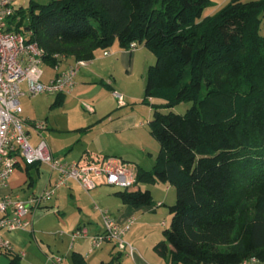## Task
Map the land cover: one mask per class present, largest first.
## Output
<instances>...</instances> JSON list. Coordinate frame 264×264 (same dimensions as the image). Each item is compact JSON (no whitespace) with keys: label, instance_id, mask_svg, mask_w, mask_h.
<instances>
[{"label":"trees","instance_id":"obj_1","mask_svg":"<svg viewBox=\"0 0 264 264\" xmlns=\"http://www.w3.org/2000/svg\"><path fill=\"white\" fill-rule=\"evenodd\" d=\"M212 0H30L10 22L45 50L55 67L65 57L92 60L99 48L132 42L156 56L144 101L160 149L137 187L117 191L135 207L154 203L142 183L176 188L172 219L154 250L169 264H264V0H231L205 15ZM59 94L52 106L60 105ZM191 102L185 113L165 112ZM37 163L27 164L28 169ZM162 205V204H161ZM0 251H2L0 249ZM8 264H22L4 250ZM122 252L100 264H121ZM74 264H91L80 252Z\"/></svg>","mask_w":264,"mask_h":264},{"label":"crops","instance_id":"obj_2","mask_svg":"<svg viewBox=\"0 0 264 264\" xmlns=\"http://www.w3.org/2000/svg\"><path fill=\"white\" fill-rule=\"evenodd\" d=\"M228 2L229 0H220L214 9L210 10L206 15L215 13ZM105 50L103 48L97 49L95 57L89 60L87 65L79 68L75 86L69 93L65 94L63 102L60 104H64L69 94L73 98L85 100L83 102H92V104H85L90 117L86 123L64 126L65 131L71 133L68 134L69 136H78L76 142H82V146L75 154L72 151L65 155V160L74 161L81 158L84 154L90 153L104 154L123 158L134 164L138 170L139 168L150 170L156 160L152 167H143L131 159V153L127 149L124 151V147H129L139 141L140 133L144 132L140 127L144 123L139 121L140 115L135 107H128L129 102L126 99V105L123 106L125 108H117L118 99L115 92L122 93L124 98L128 97L130 100L138 98L129 88L122 84L120 74L126 69L128 79L133 80L136 75H140L139 79L146 83L148 67L155 62V57L146 46H138L134 50H128L115 44L108 48L110 54L107 55L104 53ZM76 61L74 57L63 58L57 67L51 66L49 70H46L47 73L45 71L44 80L49 81L58 73L74 65ZM58 95H54L55 99L52 104ZM23 98H31V96H23L21 102ZM108 101L110 102V107L106 106ZM52 104V108L58 106H52ZM22 117L34 144H37L40 139L36 127L44 123V128L40 130V133L47 140L54 153V147L46 138L44 132L50 128L52 129L48 118L38 120L29 114L24 115V106ZM68 148L70 150L71 145L68 144L65 147V149ZM118 148H121L123 150L121 152L127 155L124 156L120 153ZM56 178V172H53L47 164L38 163L29 169L27 165L18 164L9 179V183L0 188V196L11 193L21 198H29L33 194L42 192ZM106 185L111 186L101 183L88 192L78 182L70 181L51 200L46 201L34 210L31 215L32 225L29 228L3 232L4 237L9 239L12 244L11 251L19 254L22 264H53L49 258L55 255L64 257L63 264H74L72 260L74 251L83 254L91 264H100L102 261H110L114 254L117 253L116 251L124 252L110 241L105 242L100 247L93 248L91 236L102 232L104 228L89 229L88 224L91 226L90 223H93V214L90 207L87 206L88 200L85 195L86 192L89 193L87 195L96 202L100 189ZM167 188L170 189L169 186ZM115 195L122 199L116 192ZM99 198L102 199L101 197ZM67 199L71 205L62 206L64 200L66 201ZM161 207L150 205L135 207L124 202V204H120V206L115 208L108 206L113 211H105H108L122 225L133 220L131 229L126 234V239L132 243L128 238V234L133 230L134 223L140 213L156 212ZM95 208L99 209V206H95ZM80 227H86L89 236L73 238L72 233ZM126 252L128 251L126 250ZM10 259V256L4 250L0 251V264H8Z\"/></svg>","mask_w":264,"mask_h":264},{"label":"built area","instance_id":"obj_3","mask_svg":"<svg viewBox=\"0 0 264 264\" xmlns=\"http://www.w3.org/2000/svg\"><path fill=\"white\" fill-rule=\"evenodd\" d=\"M16 0H0V188L9 183L18 164H47L56 172V180L42 192L21 198L11 193L0 196V249L12 250V244L3 232L27 229L32 225L31 215L34 210L55 194L70 181L78 182L86 191H91L99 184L105 183L122 190L137 187V167L118 156L104 154H84L74 161H67L56 156L40 130L44 123L36 127L40 139L37 144L31 140L30 132L22 117L21 98L25 95L66 94L76 84L80 67L89 60H77L67 70L58 73L49 81L44 80L45 50L36 41L16 31L10 22L16 10ZM137 42L127 48L134 50ZM104 53L110 54L106 49ZM57 64L55 67H57ZM121 106L126 105L124 95L115 92ZM162 203H158L161 205ZM104 229L92 235L93 248L110 241L119 250H127L134 255L136 247L126 239L133 220L122 225L108 211L102 210ZM73 238L89 236L86 227H80L72 233ZM53 264H63L64 257L51 256ZM241 264H262L257 257H249Z\"/></svg>","mask_w":264,"mask_h":264},{"label":"rangeland","instance_id":"obj_4","mask_svg":"<svg viewBox=\"0 0 264 264\" xmlns=\"http://www.w3.org/2000/svg\"><path fill=\"white\" fill-rule=\"evenodd\" d=\"M39 3H47L49 0H35ZM220 0H212V5L205 9L204 14L206 15L210 10H213L214 7L219 3ZM231 0H229L230 2ZM249 1V0H245ZM228 2V3H229ZM30 3V0H16L17 7L27 8ZM260 33L264 34V16L260 28ZM153 54L152 51H150ZM154 55V54H153ZM155 62L156 63V56ZM152 64V65H153ZM150 67V66H149ZM148 67V69H149ZM51 66L48 64L44 65V69L49 70ZM148 71V70H147ZM47 73V71H46ZM128 72L126 69L120 74V81L122 84L129 88L130 91L138 98L129 99L125 98L129 102L130 108L135 107L137 112H139L140 118L139 121L144 124L140 127L144 132L140 133L139 141L135 144L124 147L131 153V159L137 162L141 166L152 167L156 156L160 149V144L158 140L152 135L149 127V121L152 119L154 113L153 103L156 105L163 104L161 99L149 100V102L144 101L145 97V81L139 79L140 75H136L133 80L128 79ZM122 94V93H121ZM55 96L52 94H39L31 98H23L22 104L24 106V115H31L38 120H43L46 117L48 118L50 127L45 132L46 138L52 143L54 147V153L57 156H60L66 159L65 155L73 151V154L82 146V142H76V136L68 135L65 131V127L80 125L86 123L89 117V111L85 107V104H92L90 101L83 102L85 100H79L73 98L70 94L67 95V98L63 105H58L56 107H51L52 102L54 101ZM110 102H106V106L110 107ZM192 105L191 102H181L175 105L172 108H162L163 111H174L177 113H185L187 109ZM120 107V108H119ZM117 108H125L120 105L117 100ZM65 126V127H64ZM73 136V137H72ZM71 137V138H69ZM71 145L69 150L65 149L67 145ZM122 146V145H121ZM120 153L124 156L127 155L124 152H121V148H118ZM69 150V151H68ZM69 159V158H68ZM143 188L149 187L153 190L154 203L150 206H162L158 211L153 212H141L135 221L133 230L128 234V238L132 241L137 250L135 255L132 256L126 250H123L122 256L120 258L121 264H169L167 260L160 257L158 253L154 250V245L164 238L163 230L166 227H169L172 215L169 211V206L173 205L177 201V191L176 188L170 183L156 182V183H142ZM169 186L170 189L167 187ZM114 186H103L100 189V194L97 201L93 200L88 196L86 192L85 197L88 200V205L92 210L93 214V223L88 224L89 229L94 230L97 228H104V218L102 215V210H111L108 206L115 208L124 204L122 199L115 195V192L121 191ZM91 198V199H90ZM161 201L163 205H158ZM122 202V203H121ZM71 205L68 199L62 204V206ZM95 206H99V209H96ZM113 211V210H111ZM118 253V251H116Z\"/></svg>","mask_w":264,"mask_h":264}]
</instances>
